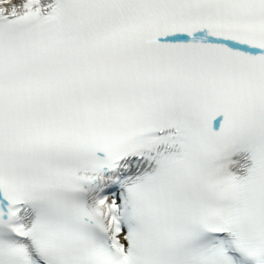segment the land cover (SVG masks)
<instances>
[{"label": "snow or ice", "instance_id": "6c2138e0", "mask_svg": "<svg viewBox=\"0 0 264 264\" xmlns=\"http://www.w3.org/2000/svg\"><path fill=\"white\" fill-rule=\"evenodd\" d=\"M0 264H264V0H0Z\"/></svg>", "mask_w": 264, "mask_h": 264}]
</instances>
